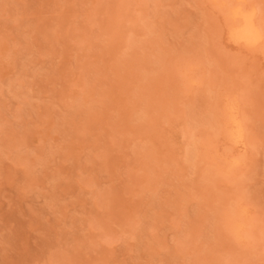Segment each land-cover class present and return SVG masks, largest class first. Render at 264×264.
Instances as JSON below:
<instances>
[{
    "label": "rangeland",
    "instance_id": "374dc122",
    "mask_svg": "<svg viewBox=\"0 0 264 264\" xmlns=\"http://www.w3.org/2000/svg\"><path fill=\"white\" fill-rule=\"evenodd\" d=\"M215 1L0 0V264H264V47L230 15L264 0Z\"/></svg>",
    "mask_w": 264,
    "mask_h": 264
},
{
    "label": "bare ground",
    "instance_id": "6f19581e",
    "mask_svg": "<svg viewBox=\"0 0 264 264\" xmlns=\"http://www.w3.org/2000/svg\"><path fill=\"white\" fill-rule=\"evenodd\" d=\"M241 6H242V3H241ZM241 6H237V7H236V5H235V7L233 6L234 8L230 12L231 18L234 21L233 24H232V22L230 23V25L231 24H232V26L234 25L233 30H232V37L236 41L243 42L247 45H257L258 43H261L260 47L262 44L264 47V33H263L264 30L261 31L260 28L258 27L259 25L256 24L257 21H256V23L254 22V12L245 10L247 8L241 7ZM242 8H244V9H242ZM256 20H257V18H256ZM230 110H232V109H230ZM229 114H230L229 122L231 125H234V128L230 132L228 131L229 132L228 135L235 142H239L243 138L242 128L237 123V120L233 116L232 111L229 112Z\"/></svg>",
    "mask_w": 264,
    "mask_h": 264
}]
</instances>
